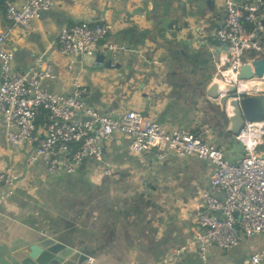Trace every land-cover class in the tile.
Returning <instances> with one entry per match:
<instances>
[{
  "label": "crops",
  "instance_id": "crops-1",
  "mask_svg": "<svg viewBox=\"0 0 264 264\" xmlns=\"http://www.w3.org/2000/svg\"><path fill=\"white\" fill-rule=\"evenodd\" d=\"M55 1L31 27L8 37L17 73L40 70L41 60L53 68L54 77L43 81L53 93L71 95L78 80L87 88L85 102L102 113L138 109L168 128L202 134L232 161L245 154L227 130L229 120L218 100L207 92L229 55L216 36L226 18V0ZM84 21L112 25L98 53L115 67H90L78 58L68 69L59 33ZM8 26L0 9V31ZM261 43L258 54L264 57V34ZM6 133L0 114V173L12 178L11 184L0 181V193L10 192L0 203V264H22L28 247L45 237L75 250L76 264H162L168 252L198 231L211 163L166 147L138 154L131 139L116 132L106 142L103 160L88 159L75 173L57 174L43 160L29 164L31 146L9 145ZM259 151L264 152V136ZM261 249L264 233L226 250L213 247L205 262L193 251L171 264H250Z\"/></svg>",
  "mask_w": 264,
  "mask_h": 264
},
{
  "label": "built area",
  "instance_id": "built-area-1",
  "mask_svg": "<svg viewBox=\"0 0 264 264\" xmlns=\"http://www.w3.org/2000/svg\"><path fill=\"white\" fill-rule=\"evenodd\" d=\"M121 2L124 0H112ZM56 6L55 0H0L9 26L0 31V114L5 122L9 145L31 146L29 164L43 160L51 173H75L88 159L103 160L106 142L116 132L128 136L135 153L166 147L182 156H194L214 166L207 188L202 191L203 210L197 216L198 231L185 244L173 248L162 260L171 264L195 251L205 262L213 247L223 250L238 245L243 238L264 233V121L246 122L235 136L245 154L232 161L225 151L202 134L185 128H168L138 109L120 115L102 113L85 102L87 88L78 80L71 95L56 94L43 86L53 78L50 64L40 70L20 74L15 71L14 54L7 47L10 34L17 28L31 27L43 11ZM226 18L216 36L229 44V55L217 67L207 90L241 85L242 69L252 59L246 54L262 50L264 0H226ZM112 29L106 21L80 22L61 28L58 44L73 70L79 56L95 57L100 44ZM114 48L113 45H108ZM39 68V67H38ZM250 92L239 89L238 94ZM240 98V96H238ZM85 118H80L79 114ZM43 115V126H37ZM110 164L105 172L110 174ZM10 173V170H7ZM0 181L11 184V175L0 173ZM10 195L0 193V203ZM237 213L239 215H237ZM264 249L254 252L250 264H262Z\"/></svg>",
  "mask_w": 264,
  "mask_h": 264
},
{
  "label": "water",
  "instance_id": "water-1",
  "mask_svg": "<svg viewBox=\"0 0 264 264\" xmlns=\"http://www.w3.org/2000/svg\"><path fill=\"white\" fill-rule=\"evenodd\" d=\"M163 27H167V19L163 18ZM264 28V19H261ZM223 47L229 50L228 42ZM106 55L97 53L95 57L83 55L79 60L87 66L96 68L115 67L111 59L105 60ZM241 85H227L220 89L215 87L212 96L218 100V105L229 120L227 130L237 136L246 122L264 121V57L259 56L251 60L250 64L242 69ZM247 82L250 92L238 94L242 84ZM247 89V88H243ZM240 96V98L238 97ZM75 250L52 238H41L31 244L26 253H23L22 264H76L72 257Z\"/></svg>",
  "mask_w": 264,
  "mask_h": 264
},
{
  "label": "trees",
  "instance_id": "trees-1",
  "mask_svg": "<svg viewBox=\"0 0 264 264\" xmlns=\"http://www.w3.org/2000/svg\"><path fill=\"white\" fill-rule=\"evenodd\" d=\"M1 9V8H0ZM259 56H262V55H260V54H258V52H253V53H247L246 54V59H248V58H250V59H254V58H257V57H259ZM45 122V120H44V116L43 115H41L39 118H38V120H37V126H39V125H43V123Z\"/></svg>",
  "mask_w": 264,
  "mask_h": 264
},
{
  "label": "bare ground",
  "instance_id": "bare-ground-1",
  "mask_svg": "<svg viewBox=\"0 0 264 264\" xmlns=\"http://www.w3.org/2000/svg\"><path fill=\"white\" fill-rule=\"evenodd\" d=\"M242 88H249L250 89V87H249L247 82H244V84H242Z\"/></svg>",
  "mask_w": 264,
  "mask_h": 264
},
{
  "label": "rangeland",
  "instance_id": "rangeland-1",
  "mask_svg": "<svg viewBox=\"0 0 264 264\" xmlns=\"http://www.w3.org/2000/svg\"><path fill=\"white\" fill-rule=\"evenodd\" d=\"M189 48V47H188ZM187 47H186V49H188ZM79 117L80 118H85V116L81 113V114H79ZM25 145V144H24ZM237 215H239L238 213H237ZM196 222H197V220H196Z\"/></svg>",
  "mask_w": 264,
  "mask_h": 264
}]
</instances>
